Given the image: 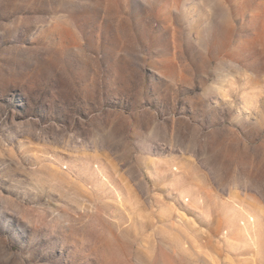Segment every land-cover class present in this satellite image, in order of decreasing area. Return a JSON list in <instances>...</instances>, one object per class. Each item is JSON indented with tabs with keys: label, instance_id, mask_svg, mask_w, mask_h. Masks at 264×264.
<instances>
[{
	"label": "rangeland",
	"instance_id": "obj_1",
	"mask_svg": "<svg viewBox=\"0 0 264 264\" xmlns=\"http://www.w3.org/2000/svg\"><path fill=\"white\" fill-rule=\"evenodd\" d=\"M0 264H264V0H0Z\"/></svg>",
	"mask_w": 264,
	"mask_h": 264
}]
</instances>
